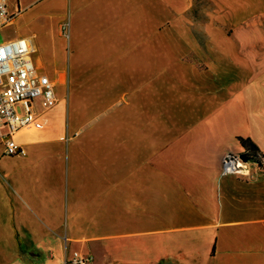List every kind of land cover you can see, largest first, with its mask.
Masks as SVG:
<instances>
[{
    "label": "crops",
    "instance_id": "0c3cea01",
    "mask_svg": "<svg viewBox=\"0 0 264 264\" xmlns=\"http://www.w3.org/2000/svg\"><path fill=\"white\" fill-rule=\"evenodd\" d=\"M6 2L63 129L0 142V264H264V0Z\"/></svg>",
    "mask_w": 264,
    "mask_h": 264
},
{
    "label": "built area",
    "instance_id": "2783aa9c",
    "mask_svg": "<svg viewBox=\"0 0 264 264\" xmlns=\"http://www.w3.org/2000/svg\"><path fill=\"white\" fill-rule=\"evenodd\" d=\"M14 17L6 0H0V30L10 25ZM33 51L26 37L9 38L0 43V142L7 156L24 154L18 139L22 133L35 134L39 141L61 138L63 125L50 115L59 103L56 84L38 72ZM241 160L235 152L227 153L222 160V174H244ZM93 261V255L74 252L65 263L92 264Z\"/></svg>",
    "mask_w": 264,
    "mask_h": 264
},
{
    "label": "trees",
    "instance_id": "16d2710c",
    "mask_svg": "<svg viewBox=\"0 0 264 264\" xmlns=\"http://www.w3.org/2000/svg\"><path fill=\"white\" fill-rule=\"evenodd\" d=\"M238 141L243 147V152H235L240 157L244 156L245 160L251 163H258L261 167L264 166V154L259 150L258 146L250 139L238 137Z\"/></svg>",
    "mask_w": 264,
    "mask_h": 264
},
{
    "label": "rangeland",
    "instance_id": "374dc122",
    "mask_svg": "<svg viewBox=\"0 0 264 264\" xmlns=\"http://www.w3.org/2000/svg\"><path fill=\"white\" fill-rule=\"evenodd\" d=\"M205 7H207V6H205V2H203V3L199 4V5H197V14H198V12H199V13H201L200 15H204L203 12H201V11H203ZM12 31H13V30H12V29H9V28L1 29V30H0V43L3 42V41H5V40H7V39H9V36L12 34ZM41 56H42V52L36 54V57H37L40 61H41ZM42 58H43V57H42ZM44 61H45V60H44ZM62 92H63V90H62ZM252 99H253V98H249V101L247 100L246 103H245V106H247L246 109H247V110H250V111H251V102H252ZM261 103H262V102H260V105H261ZM239 152H243V150H240ZM235 154H236V153H235ZM236 155H237V154H236ZM238 156H239V155H238ZM240 162H241V167H242L243 170H244V173H247V170H248V171H251V168H252V167L259 168V169L261 170V168H260L259 166L254 165V164H252L251 162H249V161H247V160H243V159H242Z\"/></svg>",
    "mask_w": 264,
    "mask_h": 264
},
{
    "label": "bare ground",
    "instance_id": "6f19581e",
    "mask_svg": "<svg viewBox=\"0 0 264 264\" xmlns=\"http://www.w3.org/2000/svg\"><path fill=\"white\" fill-rule=\"evenodd\" d=\"M35 51H36V50H35ZM37 51H38V50H37ZM252 164L259 166L261 169L264 167V166L261 167V166H260L261 164L259 165L258 163H252ZM241 168H242V167H241ZM229 169L232 170L233 167L230 165ZM242 170H243V168H242ZM242 172L244 173V170H243Z\"/></svg>",
    "mask_w": 264,
    "mask_h": 264
},
{
    "label": "water",
    "instance_id": "95a60500",
    "mask_svg": "<svg viewBox=\"0 0 264 264\" xmlns=\"http://www.w3.org/2000/svg\"><path fill=\"white\" fill-rule=\"evenodd\" d=\"M241 158H242L243 160H245V157H244V156H242Z\"/></svg>",
    "mask_w": 264,
    "mask_h": 264
}]
</instances>
